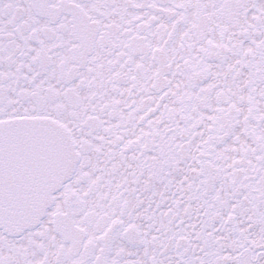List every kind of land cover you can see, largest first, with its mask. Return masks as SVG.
I'll return each mask as SVG.
<instances>
[{"label":"snow or ice","instance_id":"snow-or-ice-1","mask_svg":"<svg viewBox=\"0 0 264 264\" xmlns=\"http://www.w3.org/2000/svg\"><path fill=\"white\" fill-rule=\"evenodd\" d=\"M0 264H264V0H0Z\"/></svg>","mask_w":264,"mask_h":264}]
</instances>
